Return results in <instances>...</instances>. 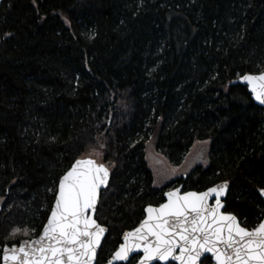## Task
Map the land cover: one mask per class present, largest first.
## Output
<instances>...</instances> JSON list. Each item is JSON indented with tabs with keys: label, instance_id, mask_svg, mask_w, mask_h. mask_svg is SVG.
<instances>
[{
	"label": "trees",
	"instance_id": "1",
	"mask_svg": "<svg viewBox=\"0 0 264 264\" xmlns=\"http://www.w3.org/2000/svg\"><path fill=\"white\" fill-rule=\"evenodd\" d=\"M0 36V252L39 234L59 178L101 142L96 264L171 187L228 181L225 211L262 220L264 108L234 81L264 71V0H4ZM151 139L172 166L209 140L208 164L154 187Z\"/></svg>",
	"mask_w": 264,
	"mask_h": 264
},
{
	"label": "snow or ice",
	"instance_id": "2",
	"mask_svg": "<svg viewBox=\"0 0 264 264\" xmlns=\"http://www.w3.org/2000/svg\"><path fill=\"white\" fill-rule=\"evenodd\" d=\"M239 79L264 105V71ZM110 171L91 156L76 159L59 178L41 234L3 246L0 264H95L108 231L95 214ZM228 191V181L201 192L167 191L163 203L147 205L138 226L123 233L108 264H264V222L248 229L235 214L222 211ZM258 192L264 197V188ZM21 231L17 227L12 234ZM23 232L28 235L29 229Z\"/></svg>",
	"mask_w": 264,
	"mask_h": 264
},
{
	"label": "rangeland",
	"instance_id": "3",
	"mask_svg": "<svg viewBox=\"0 0 264 264\" xmlns=\"http://www.w3.org/2000/svg\"><path fill=\"white\" fill-rule=\"evenodd\" d=\"M102 144V142L96 143L94 148H91L85 153V156H91L92 158L102 160L103 153L100 150V147L103 146ZM209 146V140L195 142L185 155L182 163L179 166H172L163 155L155 150L154 140H149L145 145L144 155L148 167L153 174V186L161 188L189 174L196 166H207L209 161ZM172 188L173 187L169 189Z\"/></svg>",
	"mask_w": 264,
	"mask_h": 264
},
{
	"label": "water",
	"instance_id": "4",
	"mask_svg": "<svg viewBox=\"0 0 264 264\" xmlns=\"http://www.w3.org/2000/svg\"><path fill=\"white\" fill-rule=\"evenodd\" d=\"M3 1H4V0H0V6H1V4H2ZM0 42H1V36H0ZM258 74H259V73H258ZM234 82H235V83H240V84L246 86L248 92L251 94V92H250V90H249L247 84L241 82L239 78H238L237 80H235ZM251 96H252V95H251ZM253 100H254V99H253ZM254 101H255V100H254ZM255 103H256L258 106L264 108V105H259L256 101H255ZM73 163H74V162H73ZM58 181H59V180H58ZM220 183H222V182H219V183H217V184H220ZM217 184H215V185H217ZM57 185H58V184H57ZM213 186H214V185H213ZM211 187H212V186H211ZM174 188H180L182 192H187V191L184 190L183 185H179V186L174 187ZM174 188L169 189V190H167V191L173 190ZM103 189H104V188H102L101 191H102ZM167 191H166V192H167ZM203 191H204V190H203ZM166 192H165V193H166ZM197 192H198V191H197ZM200 192H201V191H200ZM258 195H259V192H258ZM259 196H260V195H259ZM225 198H226V196H225L224 198H222V202L224 203V208L222 209V211H224L225 213H229V212H226V211H225V202H224V201H225ZM260 198H261V200L264 202V197H261V196H260ZM165 199H166V197H164L163 202L165 201ZM99 201H100V200H99ZM163 202H162V203H163ZM212 203H214V200L212 201ZM53 204H54V201H53V203H52V206H53ZM98 204H99V202H98ZM52 206H51V208H52ZM97 206H98V205H97ZM51 208H50V210H51ZM145 208H146V207H145ZM145 208H144V209H145ZM231 214H232V213H231ZM49 215H50V211H49L48 217H49ZM145 215H146V213L144 212V217H145ZM48 217H47V219H48ZM144 217H143V218H144ZM47 219H46V221H45L44 224H46ZM140 222H141V221H140ZM260 222H264V217L262 218V220H261ZM260 222H259V223H260ZM259 223H258V224H259ZM258 224H257L255 227H257ZM43 226H44V225H43ZM102 226H104V225H102ZM137 226H138V225H137ZM137 226H136V227H137ZM242 226H243V225H242ZM105 227H106V226H105ZM255 227H254V228H255ZM42 228H43V227H42ZM42 228H41V230H40V232H39V234H38L37 236L32 237V238H30V239H22V240H20L17 244H13V245H17V246H18L19 243H20L21 241H23V240H31V239L38 238V236H39V235L41 234V232H42ZM106 228H107V227H106ZM134 228H135V227H134ZM134 228H133V229H134ZM252 229H253V228H252ZM130 230H132V229H130ZM130 230H127V231H130ZM107 232H108V231H107ZM107 232L105 233V236L107 235ZM125 232H126V231H125ZM105 236H104V238H105ZM104 238H103V240H104ZM122 238H123V234H122V236H121V242H120V243L123 242V239H122ZM103 240H102V242H103ZM102 242H101V245H102ZM120 243H119V244H120ZM100 247H101V246H100ZM118 247H119V245H118ZM118 247H117V248H118ZM117 248H116V249H117ZM99 249H100V248H99ZM99 249L97 250V256H98ZM116 249H115V250H116ZM1 252H2V251H1ZM114 252H115V251H114ZM114 252L112 253V255L114 254ZM112 255H111V257H110L105 263H103V264H108V262L112 259ZM96 261H97V260H96ZM125 263H126V262H115V264H125ZM95 264H96V262H95Z\"/></svg>",
	"mask_w": 264,
	"mask_h": 264
},
{
	"label": "flooded vegetation",
	"instance_id": "5",
	"mask_svg": "<svg viewBox=\"0 0 264 264\" xmlns=\"http://www.w3.org/2000/svg\"><path fill=\"white\" fill-rule=\"evenodd\" d=\"M118 245H119V244H118ZM117 247H118V246H117ZM106 261H107V260H106ZM106 261H105V262H106ZM96 262H97V261H96ZM105 262H104V263H105ZM134 264H135V262H134Z\"/></svg>",
	"mask_w": 264,
	"mask_h": 264
}]
</instances>
